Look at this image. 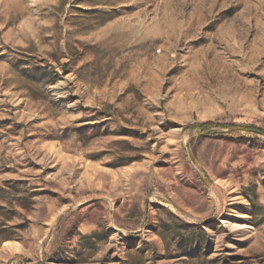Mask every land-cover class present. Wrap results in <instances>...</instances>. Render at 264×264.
<instances>
[{
  "label": "rangeland",
  "instance_id": "rangeland-1",
  "mask_svg": "<svg viewBox=\"0 0 264 264\" xmlns=\"http://www.w3.org/2000/svg\"><path fill=\"white\" fill-rule=\"evenodd\" d=\"M264 0H0V264H264Z\"/></svg>",
  "mask_w": 264,
  "mask_h": 264
},
{
  "label": "trees",
  "instance_id": "trees-1",
  "mask_svg": "<svg viewBox=\"0 0 264 264\" xmlns=\"http://www.w3.org/2000/svg\"><path fill=\"white\" fill-rule=\"evenodd\" d=\"M189 127L199 128L202 134H208V135H215L219 133L220 129H231V130L242 129L248 132L264 134V130L250 124H238V123L218 124L215 122H203V123L191 125Z\"/></svg>",
  "mask_w": 264,
  "mask_h": 264
}]
</instances>
